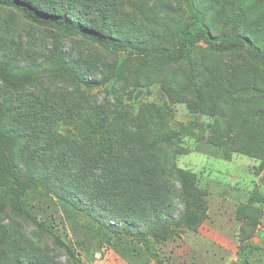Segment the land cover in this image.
I'll use <instances>...</instances> for the list:
<instances>
[{"label": "rangeland", "instance_id": "rangeland-1", "mask_svg": "<svg viewBox=\"0 0 264 264\" xmlns=\"http://www.w3.org/2000/svg\"><path fill=\"white\" fill-rule=\"evenodd\" d=\"M25 1L170 49L197 11L264 55V0ZM111 181L118 212L73 205L110 200ZM0 264H264V67L248 47L167 61L0 5Z\"/></svg>", "mask_w": 264, "mask_h": 264}, {"label": "trees", "instance_id": "trees-1", "mask_svg": "<svg viewBox=\"0 0 264 264\" xmlns=\"http://www.w3.org/2000/svg\"><path fill=\"white\" fill-rule=\"evenodd\" d=\"M0 5L16 9L24 18L30 21L58 25L65 28L67 31L87 36L99 43L116 49H129L141 55L155 54L167 61L175 62L183 60L199 42L205 43L211 50L217 52L231 51L246 45L254 60L264 67V55L260 52L253 40L236 32L231 39L218 41L217 37L211 32L209 25L204 21L201 13L197 11L192 12L191 21L184 28L178 45L170 49L163 46H146L140 43L119 40L91 26H87L73 17L34 8L25 0H0ZM1 171L5 176L11 175L12 173L10 167L6 165L1 168ZM105 188L111 193L110 200L100 195L96 198H92L90 207L86 205V202L84 205L81 204L82 207L79 206V201H74L73 205L83 210H98L106 205L109 209L114 208L113 211L115 213L118 212L123 206L118 208L119 203L115 201V197L117 196L116 190L118 189L117 182L111 181L105 185ZM129 204L130 203L125 204L124 207L128 208Z\"/></svg>", "mask_w": 264, "mask_h": 264}]
</instances>
